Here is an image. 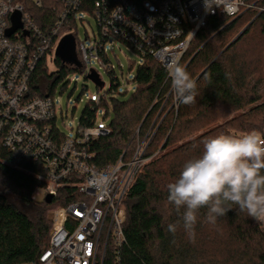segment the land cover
<instances>
[{
	"label": "trees",
	"instance_id": "trees-1",
	"mask_svg": "<svg viewBox=\"0 0 264 264\" xmlns=\"http://www.w3.org/2000/svg\"><path fill=\"white\" fill-rule=\"evenodd\" d=\"M36 1L21 0L35 25L49 34L60 4L41 0L42 5L37 6ZM242 26L245 28L233 38ZM68 38L80 46L77 34ZM54 55L57 72H49L44 57L30 82L31 97L54 98L59 82L85 68L82 57L71 62L57 51ZM104 61L109 63L107 56ZM180 63L194 80L207 69L196 81L194 104L179 103L166 69L146 56L137 68L136 90L129 100L119 99L120 82L111 70L110 89L104 94L101 91L100 101L91 100L82 114L79 129L95 126L101 109L105 119L112 117L109 135L89 145L91 161L97 167L111 166L121 157L131 161L140 144L146 160L124 198L125 243L117 247L109 241L104 264H264V223L233 206L210 224L207 209H200L193 243L182 227L184 210L178 213L167 200V185L178 178L186 161L200 154L205 138L252 130L264 133V103L253 107L264 94V12L249 10L234 20L225 16L209 19ZM245 109L249 110L228 120ZM56 124L57 118L52 125L66 137ZM9 157L0 147V264H39L50 243L49 211L75 201L76 191L61 189L51 204L33 201L34 191L44 184L38 179L42 174L39 166L25 162L20 168L9 167L2 163ZM171 223L179 225L175 236L167 231Z\"/></svg>",
	"mask_w": 264,
	"mask_h": 264
},
{
	"label": "built area",
	"instance_id": "built-area-1",
	"mask_svg": "<svg viewBox=\"0 0 264 264\" xmlns=\"http://www.w3.org/2000/svg\"><path fill=\"white\" fill-rule=\"evenodd\" d=\"M56 1L61 11L52 30L44 34L21 0H0V147L10 153L2 163L13 168L25 162L39 166L38 179L44 184L34 191L33 201L48 196L54 200L64 188L76 191L75 201L50 211V243L39 264H104L109 241L121 247L126 240L124 198L144 165L143 145L129 162L121 157L105 168L93 164L89 145L110 130L95 125L78 128L74 136L57 133L52 125L58 113L55 99L30 96V82L40 62L51 48L55 54L63 28L85 12L96 20L99 40L91 48L80 46L83 64L96 62L107 72L113 70L104 56L118 40L166 69L170 59L181 62L209 19L234 20L249 10L262 13L264 0ZM36 5L41 6V0ZM16 13L22 15L21 28L9 36ZM100 99L99 95L96 101Z\"/></svg>",
	"mask_w": 264,
	"mask_h": 264
},
{
	"label": "clouds",
	"instance_id": "clouds-1",
	"mask_svg": "<svg viewBox=\"0 0 264 264\" xmlns=\"http://www.w3.org/2000/svg\"><path fill=\"white\" fill-rule=\"evenodd\" d=\"M166 71L176 100L194 104L197 83L186 68L173 58L166 63ZM167 190L168 202L178 213L184 210L182 227L193 243L200 209H207L206 222L210 224L233 206L264 223V133L252 130L205 138L200 154L183 164ZM178 226L168 224L167 231L175 236Z\"/></svg>",
	"mask_w": 264,
	"mask_h": 264
},
{
	"label": "rangeland",
	"instance_id": "rangeland-1",
	"mask_svg": "<svg viewBox=\"0 0 264 264\" xmlns=\"http://www.w3.org/2000/svg\"><path fill=\"white\" fill-rule=\"evenodd\" d=\"M54 5L57 6L58 4L54 2ZM80 19L85 20V23L83 24ZM244 28L245 26L239 28L237 32L233 34V38ZM61 33L62 35L59 38L58 45H61L69 35L73 34L78 35V44L80 46L86 45L87 48H91L92 43L99 40V31L96 20L91 14L85 12L77 16L76 21H73L70 26L64 27ZM113 41V45L108 46L106 56L109 59V66L114 70V76H116L120 82L118 97L121 101H127L136 90L134 76L137 68L143 64V59L124 43L118 40ZM76 46L77 45L72 42V55L75 59H78L81 57V51L80 46L78 48ZM54 58L55 55L52 52L47 55V65L50 73L57 72L58 70ZM84 65L85 68L83 69V72H71L66 80L59 82L54 93L55 103L58 108L56 125L60 133L65 136H74L87 104L91 100L96 101L101 92L91 80L87 79L88 71L91 69L95 70L99 74L101 80L105 83L102 94L107 92L112 85V75H110L100 64L92 62L91 64ZM176 103L177 101H175L174 105ZM262 103H264V94L262 100L258 104L253 105V107ZM247 110L249 109L231 114L228 117V120H231L234 116L244 113ZM104 116V111L101 109L96 119V126L107 127L111 124L112 117L105 119ZM140 146H142V144H140ZM145 163L146 160H144V164Z\"/></svg>",
	"mask_w": 264,
	"mask_h": 264
},
{
	"label": "water",
	"instance_id": "water-1",
	"mask_svg": "<svg viewBox=\"0 0 264 264\" xmlns=\"http://www.w3.org/2000/svg\"><path fill=\"white\" fill-rule=\"evenodd\" d=\"M21 17H22L21 13H16L12 16L11 20H12L13 27L8 31L9 36H12L14 33H16V31H18L21 28ZM57 55L62 58L67 59L68 61H71V62L75 61V58L72 55V42L69 38L65 39L61 43V45H59L57 49ZM206 70L207 69H205L195 81H197L204 74ZM87 79L91 80L101 91L104 89L105 83L101 80L99 74L95 70L90 71V73L87 75ZM52 201H53L52 196H48L45 199V202L47 204H51Z\"/></svg>",
	"mask_w": 264,
	"mask_h": 264
}]
</instances>
